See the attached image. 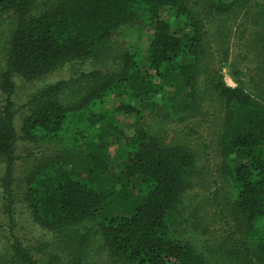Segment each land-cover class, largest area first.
I'll list each match as a JSON object with an SVG mask.
<instances>
[{
	"label": "trees",
	"instance_id": "1",
	"mask_svg": "<svg viewBox=\"0 0 264 264\" xmlns=\"http://www.w3.org/2000/svg\"><path fill=\"white\" fill-rule=\"evenodd\" d=\"M256 11L261 28L254 0H0V194L11 228L0 264H264V87L248 92L242 55L228 62L212 47ZM132 24L151 28L142 49L120 39ZM66 66L70 77L20 108V137L16 79ZM122 97L132 104L107 106ZM213 113L221 163L207 191L198 153L169 132ZM18 141L33 151L16 156ZM19 160L31 167L20 203L50 243L13 232Z\"/></svg>",
	"mask_w": 264,
	"mask_h": 264
},
{
	"label": "rangeland",
	"instance_id": "2",
	"mask_svg": "<svg viewBox=\"0 0 264 264\" xmlns=\"http://www.w3.org/2000/svg\"><path fill=\"white\" fill-rule=\"evenodd\" d=\"M259 7L260 5L264 8V0H254ZM168 12L164 11L163 15ZM244 18V14L240 16ZM260 17L255 13L248 16V20L243 21L241 27H231L228 33H222L220 40L221 44H217L215 41L212 47H222L223 50L227 49V59L228 62H232L237 55H242L243 61L240 60L239 63L242 64L245 70L244 86L248 92H256L259 87H264V38L262 39L260 45L254 48L252 40L255 39V34H264V26L259 28L257 26V20ZM255 21V23H253ZM151 33V28L141 24H132L126 26L122 33L120 34V39L126 42L130 48L135 49L137 47V42L140 43L141 49L146 44V38ZM215 38V35H214ZM216 40V39H215ZM2 50L0 51V58H2ZM220 56V55H219ZM218 56V57H219ZM221 58V57H219ZM81 70L87 72L90 70L89 66H83ZM73 74L69 66L62 68L61 70L52 73L34 82H23L16 79V91L12 95L13 107L16 110L15 114V128L18 135L21 137V128L24 118L27 112L24 109H20L28 100L32 93L40 90L48 84L57 82L59 80L67 79ZM222 79L227 87H235L236 84L228 75V70L225 68L221 71ZM1 98V96H0ZM121 102H131L127 97H122L119 100H109L107 102L108 107H116L117 104ZM124 116L117 113V118L121 119ZM222 120L221 113H213L207 116H201L197 119L187 120L183 123L178 124L172 132H169V137L174 138L177 143L187 144L191 149L196 151L199 155L203 171V183L205 188L212 190V186L215 180V176L220 168L221 156L218 148V129L220 122ZM188 129L195 131L197 135L190 136L187 134ZM113 148H110V154L113 156ZM33 151V147L29 143H24L23 141H18L15 146V154L18 157L25 156L28 152ZM114 157V156H113ZM115 160V158H114ZM116 161V160H115ZM117 162L110 164V168L113 170L117 169ZM1 169V166H0ZM31 167L25 160H19L16 162L14 170V194L17 197L18 202L14 205V226L13 232L22 240L26 245L35 247L38 244L47 242L50 243L53 240V235L51 232L37 225L27 209V207L20 203L25 190V179L27 174H29ZM1 178V171H0ZM4 202L0 194V225L3 227L0 229V245L4 241L8 231L11 229L8 219L3 215ZM42 255V253H40ZM103 258V257H102Z\"/></svg>",
	"mask_w": 264,
	"mask_h": 264
}]
</instances>
